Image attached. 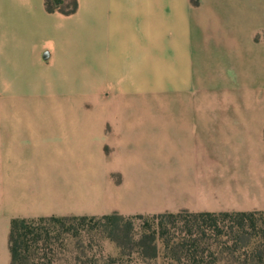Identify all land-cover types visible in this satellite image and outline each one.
<instances>
[{"label":"crops","instance_id":"1","mask_svg":"<svg viewBox=\"0 0 264 264\" xmlns=\"http://www.w3.org/2000/svg\"><path fill=\"white\" fill-rule=\"evenodd\" d=\"M76 1L64 14L45 0H0V67L77 64L65 51L80 34L93 48L101 34L106 53L121 56L106 76L120 96L217 101L112 114L104 142L116 148L121 181L110 212L264 210V84L248 72V54L264 49L254 23L264 0ZM76 179V158L0 141V264H11L12 218L103 214L78 207Z\"/></svg>","mask_w":264,"mask_h":264},{"label":"rangeland","instance_id":"2","mask_svg":"<svg viewBox=\"0 0 264 264\" xmlns=\"http://www.w3.org/2000/svg\"><path fill=\"white\" fill-rule=\"evenodd\" d=\"M254 18V23L260 22L257 38L264 46V18L261 21ZM95 38L93 48L87 47L85 35L80 34L78 43L65 51L64 54L76 56L77 64L0 67V141L35 142L47 155L60 150L63 157L76 158L78 207L92 205L98 213H109L117 202V186L121 181L116 169V148L104 142L110 136L109 120L115 119L112 114L138 108L208 107L216 106L217 101L120 96L116 84L109 85L106 81L107 75L120 68V53H106L101 34H96ZM163 52L165 56L173 54ZM106 54L108 65L104 63ZM248 55L251 81L256 84L262 76L264 84V49ZM158 67L164 69L163 59L159 60ZM196 69L193 66L194 73ZM220 70L232 78L235 75L232 66H223ZM92 86L98 91L93 92ZM159 95L163 97L164 93ZM75 242L76 238L66 236L60 248L56 247L51 264H79L75 258ZM92 244L91 249L85 250L88 255L95 253L100 257L114 255L117 251L112 241L101 236H94ZM92 262L85 264H102Z\"/></svg>","mask_w":264,"mask_h":264},{"label":"trees","instance_id":"3","mask_svg":"<svg viewBox=\"0 0 264 264\" xmlns=\"http://www.w3.org/2000/svg\"><path fill=\"white\" fill-rule=\"evenodd\" d=\"M45 7L69 14L77 1L45 0ZM68 235L76 238L79 264H264V210L15 217L11 264H51ZM94 236L112 241L116 253L88 255Z\"/></svg>","mask_w":264,"mask_h":264}]
</instances>
